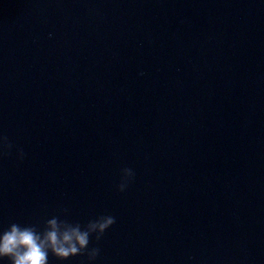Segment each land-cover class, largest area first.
Masks as SVG:
<instances>
[{"label":"water","instance_id":"95a60500","mask_svg":"<svg viewBox=\"0 0 264 264\" xmlns=\"http://www.w3.org/2000/svg\"><path fill=\"white\" fill-rule=\"evenodd\" d=\"M0 136V230L116 218L49 264H264V0H0Z\"/></svg>","mask_w":264,"mask_h":264},{"label":"clouds","instance_id":"9594fccd","mask_svg":"<svg viewBox=\"0 0 264 264\" xmlns=\"http://www.w3.org/2000/svg\"><path fill=\"white\" fill-rule=\"evenodd\" d=\"M143 73H141L142 75ZM0 145L11 148L6 136H0ZM22 149L18 158L23 159ZM134 170L123 167L116 185L118 192H124L134 179ZM66 211V210H64ZM116 222L112 215H100L81 226L53 216L44 221L41 229L36 225L10 223L0 230V259L6 258L9 264H49V254L58 260L71 256L86 255L89 262L95 261L99 247L89 248L90 237L99 241L105 231Z\"/></svg>","mask_w":264,"mask_h":264}]
</instances>
